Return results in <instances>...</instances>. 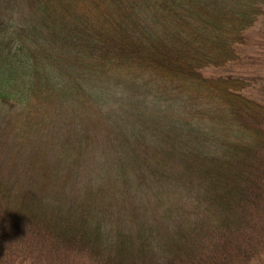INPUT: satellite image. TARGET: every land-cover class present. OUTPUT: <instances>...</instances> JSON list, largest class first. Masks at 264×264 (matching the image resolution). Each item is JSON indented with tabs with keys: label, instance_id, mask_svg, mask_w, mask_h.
<instances>
[{
	"label": "rangeland",
	"instance_id": "1",
	"mask_svg": "<svg viewBox=\"0 0 264 264\" xmlns=\"http://www.w3.org/2000/svg\"><path fill=\"white\" fill-rule=\"evenodd\" d=\"M105 1L0 0V264H264V172L249 173L253 159L264 166V111L238 113L257 134L217 109L190 122L187 96L74 68L62 59L72 37L83 52L106 41ZM42 17L64 32L43 31ZM139 26L136 46L165 32L150 15ZM242 42L204 73L245 78L264 105V13ZM221 141L241 146L239 173L212 164Z\"/></svg>",
	"mask_w": 264,
	"mask_h": 264
},
{
	"label": "trees",
	"instance_id": "2",
	"mask_svg": "<svg viewBox=\"0 0 264 264\" xmlns=\"http://www.w3.org/2000/svg\"><path fill=\"white\" fill-rule=\"evenodd\" d=\"M112 2H119L120 8L115 7L112 15L111 10H106L109 0L104 2L107 3L104 5L106 13L116 16L108 19L109 23L106 21V41L97 47L86 49L87 53L77 49L76 41L72 37L70 42L74 46V52L63 57V60H67L74 68H84V72L91 75V78L96 76L115 83L125 82L128 78H135L136 82H139L137 79H142V82L151 83L162 94L187 96L188 102L184 105L186 108H182V116L186 120L189 117L190 122L217 109L224 115L229 114V119L247 134L258 133L245 127L247 124L242 122L244 117L241 118L238 114L242 111L256 115L264 111L261 102L242 91L246 86V79L230 74L210 75L204 73V70L207 67L224 66L237 58L238 45L243 43L244 31L264 13V0ZM146 15L153 16L157 26L162 23L165 32H158L147 43L136 46L141 37L138 33L146 35L144 31H139V23ZM40 20L37 25L42 26L43 31L64 32L55 22L43 17ZM222 143H225L224 153L221 154L223 157H216L212 164L217 166L220 173H239L242 170L241 165L232 158V152L236 153L241 146L224 141ZM256 164L253 159L249 166V173L254 176L264 172V166L259 170L251 169L257 168ZM247 179L248 177L239 178V184L244 185ZM210 183L215 188L214 195L222 197L220 200L226 201L231 196V192H223L229 189V183L216 177L210 178ZM75 220L76 223L78 220ZM68 228H72L71 224ZM13 245L16 243L10 242L9 248ZM50 247L54 249L56 246ZM18 250L26 257L30 255L31 248L27 243L23 247L19 246ZM58 264L77 262L71 254L60 259Z\"/></svg>",
	"mask_w": 264,
	"mask_h": 264
}]
</instances>
